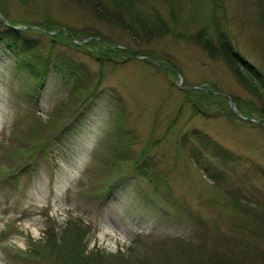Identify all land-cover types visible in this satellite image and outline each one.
Instances as JSON below:
<instances>
[{
	"label": "rangeland",
	"instance_id": "obj_1",
	"mask_svg": "<svg viewBox=\"0 0 264 264\" xmlns=\"http://www.w3.org/2000/svg\"><path fill=\"white\" fill-rule=\"evenodd\" d=\"M55 262L264 264V0H0V264Z\"/></svg>",
	"mask_w": 264,
	"mask_h": 264
},
{
	"label": "trees",
	"instance_id": "obj_2",
	"mask_svg": "<svg viewBox=\"0 0 264 264\" xmlns=\"http://www.w3.org/2000/svg\"><path fill=\"white\" fill-rule=\"evenodd\" d=\"M200 34H202V35H200ZM200 34H198L197 36H198V39L200 40L201 38H207L203 33H200ZM204 35V36H203ZM196 36V37H197ZM207 40L208 41H206L205 43H206V49H208V50H210V48H211V42H210V40H209V38H207ZM204 46H205V44H204ZM220 49H222V52H223V56H224V58L228 61V60H230V62L232 61V63H241V59H240V57H239V55H238V53L237 52H235V51H233V49H231V47L227 44V43H225V42H223L222 43V45H220ZM245 66V65H244ZM247 68V71L249 72V73H252L253 71H255V69H253V68H251V67H246ZM71 223V222H70ZM201 232V231H200ZM199 232V233H200ZM202 233V232H201ZM199 235H201V234H199ZM55 264H60V262H55Z\"/></svg>",
	"mask_w": 264,
	"mask_h": 264
},
{
	"label": "water",
	"instance_id": "obj_3",
	"mask_svg": "<svg viewBox=\"0 0 264 264\" xmlns=\"http://www.w3.org/2000/svg\"><path fill=\"white\" fill-rule=\"evenodd\" d=\"M186 89H189V88H186ZM224 95V94H223ZM227 99H228V102H229V104H230V107L233 109L234 107H233V104H232V102H231V99L228 97V96H226V95H224Z\"/></svg>",
	"mask_w": 264,
	"mask_h": 264
}]
</instances>
